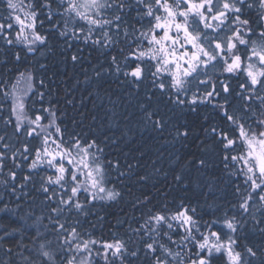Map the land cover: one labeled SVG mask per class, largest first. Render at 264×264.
Here are the masks:
<instances>
[{
	"label": "snow or ice",
	"instance_id": "snow-or-ice-1",
	"mask_svg": "<svg viewBox=\"0 0 264 264\" xmlns=\"http://www.w3.org/2000/svg\"><path fill=\"white\" fill-rule=\"evenodd\" d=\"M0 49L28 62L0 78V187L28 205L0 198L21 221L0 227V264H264V0H0ZM52 55L83 74L99 132L51 99ZM137 130L199 155L140 171ZM121 203L97 236L93 210Z\"/></svg>",
	"mask_w": 264,
	"mask_h": 264
},
{
	"label": "trees",
	"instance_id": "trees-1",
	"mask_svg": "<svg viewBox=\"0 0 264 264\" xmlns=\"http://www.w3.org/2000/svg\"><path fill=\"white\" fill-rule=\"evenodd\" d=\"M70 55V54H69ZM85 56H87V50H85L84 53ZM49 64H50V71L48 73L49 77H52V73L55 72L56 76L52 77L51 84L53 88V96L51 99L59 100L60 106L62 109L66 110L68 119L66 122L68 123V126L70 129L75 128L76 131L83 130L84 132H89L90 129H94L97 132H99V124L98 121H93L92 117L96 115L97 117H100L103 115L101 111H99L98 108H94L93 104L90 102V98L87 96L86 92H84L83 87H80L76 84L77 80L83 81L84 76L80 72L78 68L74 69L73 66L70 63H66L64 61V58L59 55H52L49 57ZM28 67V62L24 61L22 63H15L12 58V50H3L0 49V78L3 79H10L12 81H15L16 77L20 72L25 71V68ZM85 69L88 70L89 75H91V70L88 69L87 63L85 64ZM67 72L68 77H71V79H67L63 73ZM57 85L61 86V91L59 92V95L57 96L55 94V90ZM71 88L72 89V95L75 99V107L73 105H65L64 104V96L65 92L63 89ZM106 88H109V91L112 92L113 99H116L117 95L123 96L124 90L121 89V87L112 82L109 85H106ZM81 99H83V104H81ZM106 102V101H105ZM97 105L99 104V101L96 102ZM135 109H130V111H134ZM72 117H75L77 122L82 123V127H77L72 123ZM111 135V133H109ZM154 134L149 132H141L140 130H137L135 133V136L133 139L138 143L139 145L144 147L145 155L142 160H140V164L143 165V168L140 169V171L147 170L148 172L152 171L153 163L155 162V166L158 168H163L167 170L170 167L174 166L175 163V156L177 154V149H180V154L182 156H187V154L192 153L199 155V151L195 144H193L191 141L188 143V145L184 148H181L179 144L175 145L173 147L171 144L165 143L163 140L158 139H152L151 137ZM170 139V138H169ZM136 144L130 140L127 144H121L120 150H122L125 153L129 152L130 148H134ZM106 154L115 155L118 154L117 150L114 149L112 146H109V148L106 149ZM138 156L139 153H136ZM159 157V159H158ZM190 159L191 156H188ZM123 160V157H122ZM129 161L133 164H136L135 160L131 159V156H129ZM171 162V163H170ZM193 175H199L198 173H195L193 171ZM159 180L158 187L164 189L165 183L163 176L157 177ZM170 179V178H169ZM133 183L135 182V178H133ZM148 190H152L155 193V190L152 189L151 183L147 186ZM138 190V186H137ZM169 191L170 196L179 197L181 195H184L185 193L182 191L179 187H174L171 189H167ZM206 191L205 189H202L197 184H193L192 191L187 193V195L193 197L194 201L195 198L199 197L200 199H203L201 196V192ZM19 195V193H18ZM218 196H224L226 198H231L230 191L224 188V185H219V191L217 192ZM0 198H2L4 201L11 200V207H15L17 203L21 204V207L27 210V202L25 198H22L20 201H17L15 197L10 196L8 192H5L2 187H0ZM2 206V205H0ZM123 207V204L119 205H112L111 207L104 206L103 208L100 207V205H97L96 209L93 211L97 213L100 216H104L105 220L102 223L103 228L101 229V225L97 224L96 229V235H104L106 238H108L110 226L112 223H114V217H117L120 215V209ZM23 213H21L22 215ZM91 221L93 223H96V216L93 215L91 218ZM21 223L20 220H18L15 216H11L10 214H5L0 212V227L3 226H9V227H16ZM114 231V229H112Z\"/></svg>",
	"mask_w": 264,
	"mask_h": 264
}]
</instances>
